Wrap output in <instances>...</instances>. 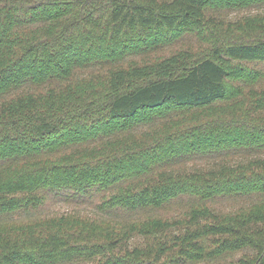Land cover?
Segmentation results:
<instances>
[{
  "label": "trees",
  "instance_id": "obj_1",
  "mask_svg": "<svg viewBox=\"0 0 264 264\" xmlns=\"http://www.w3.org/2000/svg\"><path fill=\"white\" fill-rule=\"evenodd\" d=\"M223 5L264 0H0V264H264V11ZM171 33L209 51L126 62Z\"/></svg>",
  "mask_w": 264,
  "mask_h": 264
},
{
  "label": "rangeland",
  "instance_id": "obj_2",
  "mask_svg": "<svg viewBox=\"0 0 264 264\" xmlns=\"http://www.w3.org/2000/svg\"><path fill=\"white\" fill-rule=\"evenodd\" d=\"M228 6L223 5L222 8L224 10H217L216 12L219 13L221 16L227 19H231L233 17H238L242 15H249L252 13H257L264 11L263 7H254L252 9H246L242 11L235 12V10L232 9H226ZM210 45L205 42V40L201 37H199L198 34H192L187 33L185 35L182 34H166V35H157L153 37L152 39H148L146 43L140 44L138 46H129L128 52L126 54V59L128 61H137L141 62L143 60H157L161 58L168 57L182 49H188L193 52H196L198 54L206 53L209 51ZM125 62V63H126ZM109 66V65H108ZM105 66L103 68H88L83 71L82 75H89L92 73H98L99 71L102 72V69H105ZM238 159H243L241 157H238ZM219 203L221 206L225 208H230L232 205H235L236 203L232 200L228 199H220ZM218 207V206H216ZM54 208V206H51V210ZM59 209H68L72 208V206H58ZM184 211V208L180 204L171 203L168 204L162 208H158L154 211H149L146 214L147 215H153L155 217H161V218H175L177 215L181 214Z\"/></svg>",
  "mask_w": 264,
  "mask_h": 264
}]
</instances>
